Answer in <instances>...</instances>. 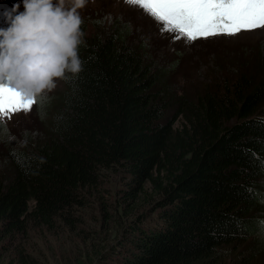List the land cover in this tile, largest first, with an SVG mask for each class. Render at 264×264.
<instances>
[{
	"label": "trees",
	"instance_id": "trees-1",
	"mask_svg": "<svg viewBox=\"0 0 264 264\" xmlns=\"http://www.w3.org/2000/svg\"><path fill=\"white\" fill-rule=\"evenodd\" d=\"M80 31L82 70L66 72L47 102L37 98L38 129L12 141L0 123V239L70 221L114 167L127 176L125 204L150 188L157 219L138 220L116 259L102 264H220L223 244L260 237L264 215L252 214L263 199L264 81L253 86L258 79L245 72L196 98L175 96L167 81L175 65L159 66L118 17ZM171 108L180 126L166 118ZM256 247L264 241L224 264H264Z\"/></svg>",
	"mask_w": 264,
	"mask_h": 264
},
{
	"label": "rangeland",
	"instance_id": "rangeland-1",
	"mask_svg": "<svg viewBox=\"0 0 264 264\" xmlns=\"http://www.w3.org/2000/svg\"><path fill=\"white\" fill-rule=\"evenodd\" d=\"M14 4H19V12L22 0H0L1 28H7L10 14L14 13ZM77 11L85 27L83 36L92 33L95 24L101 28L107 23H113L114 18L118 17L130 27L133 37L148 44L159 66L167 68L175 65L167 77L170 91L175 96L182 94L181 97L196 98L205 89H214L217 85L232 82L245 72H252V76L258 79L253 86L264 81V73L260 72L258 62L259 53L264 50V27L186 43L183 38L175 39L178 35L176 32H161V23L141 7L130 5L125 0H86L85 5ZM0 84L10 87L6 79H0ZM62 87L61 79H57L51 91L37 98L47 102ZM36 108L34 104L29 111H19L10 119L4 118L2 124L6 125L5 132H8L12 141L19 140L20 134L30 130L34 132L42 124ZM176 112V108L169 109L166 118H173L175 126H180L184 119L177 117ZM4 153L0 146V156ZM126 179L125 172L118 167L106 168L101 173L98 185L86 190L83 203L73 206L70 221L57 222L51 228H30L26 233H18L13 238L0 239V264H102L104 259H116L118 250L138 220L157 219V209L153 210L149 196L152 192L150 188L134 201L125 204L122 189ZM259 185L263 188V199L259 200L258 210L253 212V216L264 215V174L260 177ZM260 229L264 230L263 227ZM260 237H249L235 246L223 244L220 250L224 254L220 264L228 263L236 250L248 253V247L255 242L263 243L264 233ZM19 252L26 255H23L24 262H21ZM252 255L254 260L264 263V248H254Z\"/></svg>",
	"mask_w": 264,
	"mask_h": 264
},
{
	"label": "clouds",
	"instance_id": "clouds-1",
	"mask_svg": "<svg viewBox=\"0 0 264 264\" xmlns=\"http://www.w3.org/2000/svg\"><path fill=\"white\" fill-rule=\"evenodd\" d=\"M86 0H22L14 4L7 28H0V79L25 99H35L56 86L65 73L80 72L78 46ZM9 87V86H8Z\"/></svg>",
	"mask_w": 264,
	"mask_h": 264
},
{
	"label": "snow or ice",
	"instance_id": "snow-or-ice-1",
	"mask_svg": "<svg viewBox=\"0 0 264 264\" xmlns=\"http://www.w3.org/2000/svg\"><path fill=\"white\" fill-rule=\"evenodd\" d=\"M141 7L161 23V32H176L175 39L192 43L216 35H236L264 27V0H125ZM37 102L0 84V123Z\"/></svg>",
	"mask_w": 264,
	"mask_h": 264
}]
</instances>
